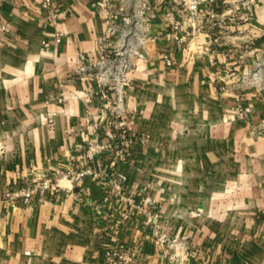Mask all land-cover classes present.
<instances>
[{
    "label": "crops",
    "instance_id": "0c3cea01",
    "mask_svg": "<svg viewBox=\"0 0 264 264\" xmlns=\"http://www.w3.org/2000/svg\"><path fill=\"white\" fill-rule=\"evenodd\" d=\"M98 1L0 0V264H108L119 244L131 264H264V0H198L194 21L183 0H145L121 113L114 83L81 70ZM44 176L64 190L4 202Z\"/></svg>",
    "mask_w": 264,
    "mask_h": 264
},
{
    "label": "built area",
    "instance_id": "2783aa9c",
    "mask_svg": "<svg viewBox=\"0 0 264 264\" xmlns=\"http://www.w3.org/2000/svg\"><path fill=\"white\" fill-rule=\"evenodd\" d=\"M183 3L187 6L190 21H194L203 13L202 9L199 8L200 3H198V0H183ZM50 4L51 0H41L40 5L47 8ZM97 5L104 15L105 29L98 39L97 61L89 63L81 70L84 71L86 68L87 74L100 76L102 83H107L110 80L114 83V90L117 93V113H121L123 90L128 87L130 82L127 74L132 69L133 58L135 60L146 59L145 37L142 28L147 26L148 23V5H146L145 0H99ZM177 29V25L173 27V38L179 42L178 37H176ZM127 37L129 38L128 42L124 40ZM53 42L59 44L60 36L55 35ZM81 59L83 60V58ZM163 61L166 67L172 65V59L167 55L163 56ZM119 127L122 129L119 135L121 140L125 144H131L133 139L129 136L126 128L122 125H119ZM88 147V153L91 154H97L99 151L107 149L103 145L90 144ZM85 175L97 177V174L85 169L78 172L64 170L60 178L69 183H76ZM63 190L59 182L44 176L31 182L29 186H22L4 192L3 200L8 207L13 209L30 204L35 195H55ZM138 211L144 212L141 207H138ZM171 242L170 247L176 244L175 240ZM104 252L108 264H131L135 258V252L121 244L107 247Z\"/></svg>",
    "mask_w": 264,
    "mask_h": 264
},
{
    "label": "rangeland",
    "instance_id": "374dc122",
    "mask_svg": "<svg viewBox=\"0 0 264 264\" xmlns=\"http://www.w3.org/2000/svg\"><path fill=\"white\" fill-rule=\"evenodd\" d=\"M253 0H242L241 1V5L242 3H244V5L247 3V2H251ZM126 42L129 41V38H125L124 39ZM125 56V55H123ZM133 61H136L135 58H133ZM255 76L251 78V81H257L258 84H260V86L262 87V89H264V62L262 63H259L258 67L256 68L255 70ZM246 80V79H245ZM242 80H240L241 82ZM247 81V80H246Z\"/></svg>",
    "mask_w": 264,
    "mask_h": 264
},
{
    "label": "bare ground",
    "instance_id": "6f19581e",
    "mask_svg": "<svg viewBox=\"0 0 264 264\" xmlns=\"http://www.w3.org/2000/svg\"><path fill=\"white\" fill-rule=\"evenodd\" d=\"M61 185V184H60Z\"/></svg>",
    "mask_w": 264,
    "mask_h": 264
}]
</instances>
